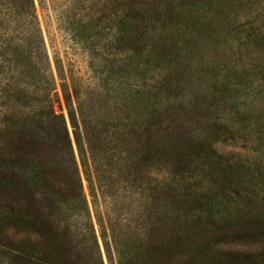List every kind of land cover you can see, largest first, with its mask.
<instances>
[{
    "label": "rangeland",
    "instance_id": "obj_1",
    "mask_svg": "<svg viewBox=\"0 0 264 264\" xmlns=\"http://www.w3.org/2000/svg\"><path fill=\"white\" fill-rule=\"evenodd\" d=\"M34 3L0 0V264H264V0Z\"/></svg>",
    "mask_w": 264,
    "mask_h": 264
},
{
    "label": "trees",
    "instance_id": "obj_2",
    "mask_svg": "<svg viewBox=\"0 0 264 264\" xmlns=\"http://www.w3.org/2000/svg\"><path fill=\"white\" fill-rule=\"evenodd\" d=\"M27 5H28L29 11H30L29 15L32 18L33 24L36 25V21L38 20V18H37V14H36L34 0H27ZM53 86H55L54 79H53ZM51 91L55 92L53 95V98L54 97L59 98V96L56 92V88H53ZM52 102H54L52 99L48 100L49 104H51ZM59 103H60V100H59ZM51 116H52V118L48 117V119H50V120L52 119V121H54L55 119H59L55 113L51 114ZM61 118H63V116ZM71 121H72V124H75L74 117H71ZM60 127H61L60 128L61 129V134H60L61 138L63 140H65V142L69 145V147H67V150L65 149V153H64L65 160L69 162V168H70L69 171L67 172V177H69V180H71V182H72L73 193H75L76 197H79V198L81 197V198L85 199V194H84L83 185H82V179H81L80 173L78 171L76 159L74 157V150L72 147V141H71V138L69 136L68 128H67L65 122H64V125H61ZM60 129L58 128L57 132H59ZM23 140L26 144L25 145L26 147H28L29 149H33V147H34V142L32 141L33 137H29V139L24 137ZM79 142L80 141L77 140V143H79Z\"/></svg>",
    "mask_w": 264,
    "mask_h": 264
}]
</instances>
